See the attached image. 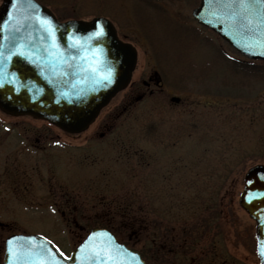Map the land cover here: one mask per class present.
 I'll return each instance as SVG.
<instances>
[{"label": "rangeland", "instance_id": "1", "mask_svg": "<svg viewBox=\"0 0 264 264\" xmlns=\"http://www.w3.org/2000/svg\"><path fill=\"white\" fill-rule=\"evenodd\" d=\"M38 1L62 19L107 16L137 65L81 132L0 109V264L13 232L69 254L94 226L149 264H259L238 198L247 169L264 163V60L196 21L199 0ZM203 214L201 245L177 247L172 225Z\"/></svg>", "mask_w": 264, "mask_h": 264}, {"label": "water", "instance_id": "2", "mask_svg": "<svg viewBox=\"0 0 264 264\" xmlns=\"http://www.w3.org/2000/svg\"><path fill=\"white\" fill-rule=\"evenodd\" d=\"M223 2L224 0H200L192 14L245 55L264 59V44H261L264 24L259 29L248 26L239 16L231 15L235 9L219 7ZM30 4H34L35 8H31ZM37 17L51 20L55 27L56 43L62 51L67 48L68 34L76 33L84 37L95 29L94 21L99 19L105 26V36L102 40H94L92 44H99L103 50L101 58L112 62L114 70L111 82L94 83L95 78L87 68L89 56L83 62H72L84 67L85 71H69L61 67L60 71L66 74H54L52 61L45 51L51 41ZM21 41L26 45L21 48L24 55H20L17 48L13 47L14 42L19 46ZM0 45L5 46L0 48V52L7 57L6 60L0 58V79L3 80L0 84V108L14 115L31 114L46 119L70 132L82 131L94 121L110 99L129 84L137 62L136 48L119 38L112 22L106 17L61 21L37 0H2ZM9 49L12 53L10 56ZM239 203L256 221L258 256L260 264H264V257L259 252V248L264 246V223H261L264 220V164L252 165L245 173ZM89 236H92L91 240ZM13 237L24 238L14 241V244L26 243L31 246L32 242L27 238L32 237L36 245L47 241L53 251L57 249L49 239L40 234L15 233L6 239L3 264H10L14 259L8 252V241ZM82 244L85 245L83 249ZM106 246L119 252L120 264H146L137 249L118 241L106 227H93L69 256L60 257L57 254V259L61 264H92L91 260H84L89 250ZM121 248L124 251H119Z\"/></svg>", "mask_w": 264, "mask_h": 264}, {"label": "snow or ice", "instance_id": "3", "mask_svg": "<svg viewBox=\"0 0 264 264\" xmlns=\"http://www.w3.org/2000/svg\"><path fill=\"white\" fill-rule=\"evenodd\" d=\"M29 6L35 8L34 4H30ZM219 7L229 10L235 9V11L231 12V15L233 17L239 16L250 27L254 26L259 29L260 25L264 24V0H224L223 3L219 4ZM37 19H39L43 30L47 33L48 39L51 41L49 48H46L45 51L48 53V59L52 61L54 74L58 72L59 75H65L66 72L60 71L61 67L69 71H85L86 69L84 67H80L72 62L77 60L83 62L85 57L89 56L87 68L90 69L92 76L95 78L94 83L111 82L114 70L113 64L101 58L103 50L99 44H92L94 40H102L105 36V26L99 19L94 21L95 29L88 32L84 37L76 33L68 34V45L63 51L56 43L55 27L51 20L47 17L42 19L37 17ZM262 37H264V34H262ZM261 44H264V38L261 39ZM25 46L22 41L19 46L15 42L13 43V47L17 48V52L20 55H24L21 48ZM3 47L5 46L0 45V48ZM73 49H75L74 52L72 51ZM8 52L10 56L12 54L11 49ZM0 58L7 59V57L3 56L2 52H0ZM2 83L3 80L0 79V84ZM261 223H264V220ZM105 235L107 234L105 233ZM23 239L20 237L9 239L8 252L14 258L10 261V264H61L60 260L57 259V254L60 257H63L64 254L59 252V249L53 251V248L48 245L47 241L36 245L33 238L28 237L27 240L32 242L31 246L26 243L14 244V241H21ZM91 239L92 236H89V240ZM84 247L85 245L82 244L81 248L83 249ZM119 251L124 250L121 248ZM259 252L264 257V246L259 248ZM84 260H91L92 264H120L119 252L112 250L111 246L89 250Z\"/></svg>", "mask_w": 264, "mask_h": 264}, {"label": "flooded vegetation", "instance_id": "4", "mask_svg": "<svg viewBox=\"0 0 264 264\" xmlns=\"http://www.w3.org/2000/svg\"><path fill=\"white\" fill-rule=\"evenodd\" d=\"M158 81L159 83H162V80L160 78H157L156 82ZM145 83L149 84V81H145ZM58 130H60L63 133H66L65 131L59 128ZM204 215L205 214H203V218L197 215V218L191 222L183 221L182 223L179 224V226L172 225V231L174 232L173 240L174 242L177 243V247L179 248L185 247L186 251L189 253L191 252L190 249H193L195 245L197 244L201 245L200 243L202 236H200L198 233L195 232H198L197 230L200 229L206 230V232H208L206 228V215L205 216ZM206 232L204 234L205 237H206ZM161 246L164 248L163 245ZM206 252L207 250L205 249V247H202V250L200 251V255L203 259L206 258ZM190 257H191V262H188V264H196L195 257L194 256H190ZM174 264H179V261L177 263L174 262Z\"/></svg>", "mask_w": 264, "mask_h": 264}]
</instances>
